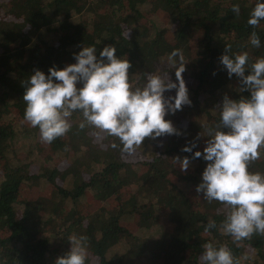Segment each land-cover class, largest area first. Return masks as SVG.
I'll return each mask as SVG.
<instances>
[{
	"label": "trees",
	"instance_id": "obj_1",
	"mask_svg": "<svg viewBox=\"0 0 264 264\" xmlns=\"http://www.w3.org/2000/svg\"><path fill=\"white\" fill-rule=\"evenodd\" d=\"M254 3L0 0V264H53L73 233L88 238L86 264H132L156 252L159 260L143 264H199L207 241L226 245L238 264H264V235L233 242L223 234L219 226L227 207L195 191L206 162L181 151L186 144L202 151L207 128L219 124L223 95H248L218 58L224 45L247 52L250 63L264 57V20L254 28L246 22ZM252 31L261 41L258 48L249 43ZM82 44L95 46L97 55L115 45L116 55L130 61L133 88L143 85L147 73L168 71L175 81L167 58L179 50L191 104L165 115L179 134L146 137L133 153H123L116 137L80 129L76 111L66 134L41 141L38 128L23 120L24 81L34 68L47 74L50 66L74 62ZM174 94L175 89L164 93ZM174 156L190 158L185 172ZM248 167L264 174V150ZM91 197L98 206L88 212L83 202ZM209 219L217 227L205 232Z\"/></svg>",
	"mask_w": 264,
	"mask_h": 264
},
{
	"label": "clouds",
	"instance_id": "obj_2",
	"mask_svg": "<svg viewBox=\"0 0 264 264\" xmlns=\"http://www.w3.org/2000/svg\"><path fill=\"white\" fill-rule=\"evenodd\" d=\"M231 10L239 15L240 7L233 4ZM261 20L264 0H255L246 22L254 28ZM249 43L260 47L256 31L250 33ZM73 56L74 62L60 68L50 66L47 74L34 68L24 81L23 120L38 128L41 141L51 143L66 134L72 126L69 118L76 111L82 116L77 125L80 129L90 127L99 130L94 135L102 132L116 137L123 153H133L146 137L179 134L165 119L166 113L191 104L181 77L185 62L179 50H172L167 58L175 81L168 71L147 73L143 85L135 88L128 79L130 61L116 55L115 45L103 46L97 55L95 46L82 44ZM218 59L229 78L233 74L239 78L240 92L247 91L248 95L235 99L223 95L218 105L219 124L207 128L202 151H193L187 144L181 151L206 162L195 191L202 193L204 200H215L227 207L219 227L233 242H239L254 233L264 235V174L248 167L264 150V57L250 63L247 52L235 53L230 45H224ZM171 89L175 94L166 97L165 91ZM110 147L117 145L113 142ZM173 163L185 172L190 158L174 156ZM216 227V222L209 219L204 231ZM67 241L68 249L55 257L53 264H86L87 236L73 233ZM198 259L199 264H238L226 245L213 241L202 245Z\"/></svg>",
	"mask_w": 264,
	"mask_h": 264
},
{
	"label": "rangeland",
	"instance_id": "obj_3",
	"mask_svg": "<svg viewBox=\"0 0 264 264\" xmlns=\"http://www.w3.org/2000/svg\"><path fill=\"white\" fill-rule=\"evenodd\" d=\"M19 140L22 141L21 144H24V140L23 139L19 138ZM26 150L27 149L25 148L24 151H26ZM83 203H86L87 204V209H89L88 212H92V210L95 209L96 206H98V203L97 202H93L92 201V197L91 198H87L86 199V202H83ZM102 204H104V203H102ZM100 205H101V202H100ZM154 255L157 257V260L160 259V255H159L158 252H156V254H154ZM155 256H153L151 254H146L143 258L139 256L137 258V260L133 261L132 264H143V261H150V262H152V261H154L153 258Z\"/></svg>",
	"mask_w": 264,
	"mask_h": 264
}]
</instances>
